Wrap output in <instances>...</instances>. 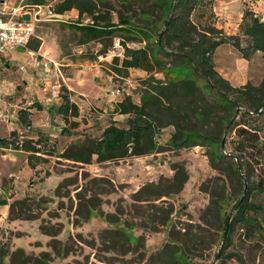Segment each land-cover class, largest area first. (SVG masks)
I'll return each instance as SVG.
<instances>
[{"label":"rangeland","instance_id":"rangeland-1","mask_svg":"<svg viewBox=\"0 0 264 264\" xmlns=\"http://www.w3.org/2000/svg\"><path fill=\"white\" fill-rule=\"evenodd\" d=\"M27 1L29 0H0V5L4 3L7 6H20L38 14L33 20L34 33L25 46L28 56L22 50L13 51L17 55L22 54L23 59L11 62L12 68L9 67L0 74V100L21 105L26 99L23 96L22 81L25 74H18L12 69H19V65L28 66L26 57L31 62L38 59L48 61L45 58L50 54L48 51L53 53L55 45H58L61 53L67 54V61L99 64L105 74L110 76V80L105 82L107 81V88L114 91L111 93L112 97L122 98L128 93L139 102L149 78L138 68L127 69L122 74L113 70L112 55L123 54V46L117 36L103 37V42L107 43L105 49L95 39L81 43L82 35L70 26L77 18L75 12L66 11L64 15L54 16L47 12V5L58 0H44L42 4ZM126 1L129 3L123 4L124 0H104V7L111 9L114 20L117 11L129 12L135 23L143 22L139 18L141 16L158 18L155 20L157 23L152 26L155 31L161 27L162 20L158 17L160 11L153 3L154 0ZM144 10H150L151 13L148 16L140 14ZM244 11L264 20V0H212V13L206 17L208 23L215 26L214 37L225 39L215 47L212 61L219 75L231 86L225 88L224 92L233 104L227 106L217 92L210 91L207 95L216 101L215 104H204L207 116L203 126L199 127L194 115H190L195 122L189 124L191 129L204 133L218 132L219 129L222 131V151L225 153H235L234 129L237 125L256 127L258 133L264 136L261 97L252 95L253 98H247L245 93L248 85H257L261 80L264 74V57L260 50H254L249 57H244L235 43L237 40L240 47L247 45L248 38L241 31ZM124 40L129 47L144 45V41L136 38L129 40L124 37ZM40 43L42 46L39 49ZM35 45L38 47L32 49ZM41 63L39 62V66L44 67ZM50 63L54 65L49 60L47 67ZM167 71L173 79L191 76L204 87L206 78L199 71L198 75L191 74L188 65L170 66ZM75 72L73 78L77 80L79 73L77 70ZM92 75L85 76L87 82L84 78V84L88 88L103 83L98 74L97 80L92 79ZM153 75L164 79L162 72H153ZM107 77L106 75L105 79ZM61 86L69 94L70 91L64 85L58 87L59 91ZM207 91L209 89L206 88ZM179 97L174 100H179ZM112 101L111 106H107L105 110L102 106L89 108V115L83 113L76 117L70 112L64 114V136H49L46 143L41 144L48 158L46 157L47 160L39 171L45 176L53 175V180L46 184L38 182V174L33 170L22 166L25 153L16 150L24 147V142L17 143L18 139L24 141L22 133L11 134L10 131L5 136V141H0L1 152L18 155L14 158V171L18 178L11 177L4 181V185H0V263H9V252L20 245L29 254L26 264H174L166 251L171 240L167 228L172 224L171 229L180 239L175 242L187 253L188 261L192 264L218 263L215 253L222 245V212L230 209L233 199L242 188L241 179L232 162L226 160L220 164L221 168L218 170L211 166L205 146L196 144L189 147H171L168 140L174 131L173 125L162 126L154 133V140L161 149L159 151L103 161H97L93 155L88 163L61 155L69 144L87 136H100L105 124L113 122L118 126L127 125V119L131 116L117 115L118 112L115 113L113 109L116 102ZM7 107L15 114L17 106ZM226 113L232 117L227 128L223 129V124H217L218 116ZM231 158L236 161L235 156ZM241 160L244 162L245 158ZM174 162L181 163L187 171V179L180 190L156 199L132 198V193L149 181L159 182L163 188L170 185ZM239 168L243 172V164ZM30 171L32 173L28 175ZM30 187L33 189H29ZM224 193L228 195L229 202L220 207L215 200ZM142 195L150 197L148 193ZM24 196L29 199L23 204L14 202ZM161 199L171 201L174 210L166 225L153 230L155 224L149 223L147 217L159 214V208L166 204ZM11 203L14 204L9 214ZM3 210L5 213L3 212L2 219ZM15 215L20 217L14 218ZM40 223L55 234L41 232ZM119 231H123L128 238L125 239ZM238 232L233 233L226 251L238 254L245 264H264V239L248 237ZM170 245L178 247L172 241ZM229 264H238V260L233 257L229 259Z\"/></svg>","mask_w":264,"mask_h":264},{"label":"trees","instance_id":"trees-1","mask_svg":"<svg viewBox=\"0 0 264 264\" xmlns=\"http://www.w3.org/2000/svg\"><path fill=\"white\" fill-rule=\"evenodd\" d=\"M27 2L42 4L44 0ZM127 2L124 0L123 4ZM153 3L158 7L160 11L158 17L160 16L162 20V25L157 28V31L153 29L152 24H156L155 20L158 18L149 19L141 16L139 18L143 22L135 23L129 12L117 11L114 20L111 9L104 7V0H58L52 3L51 11L54 14H62L71 8L77 10V18L70 26L82 35L81 43L95 39L100 42L102 49H105L107 43L103 42L104 36H117L121 40L123 54H114L111 57L115 72L122 74L129 67H134L143 70L149 78L139 102L135 101L131 94L126 93L113 107L116 112L131 116L127 119L126 126H118L110 122L102 129L100 136H87L76 143L69 144L61 155L88 163L91 162L93 155L96 156L97 161H103L159 151L161 149L154 140V133L162 126L173 125L174 131L168 140L171 147H189L198 144L207 148L213 168L219 170L220 164L226 160L235 165L242 188L233 199L230 209L222 212L220 230L222 245L215 256L218 260L217 264H229V259L233 257L238 260V264H245L238 254L226 251V248L235 231L248 237L257 236L264 239V136L258 133L256 127L237 125L234 129L235 153H225L222 151L224 138L222 133L220 134L222 132L220 129L218 132L204 133L189 127V124L193 122L190 115H194L199 127L203 126L207 116L204 104L211 105L216 101L207 95L210 91L217 92L227 106L233 104L224 92L225 88H231V86L219 75L212 61L215 47L225 39L214 37L215 26L208 23L206 16L212 13V0H154ZM141 13L148 16L151 11L144 10L140 11ZM242 20L241 31L245 33L248 41L245 47H240L237 40L236 45L241 49L244 57H249L254 50H260L264 57V20H259L247 11L243 12ZM124 37L129 40L136 38L138 41H144V45L129 47ZM37 47L38 45H35L32 49ZM174 65H188L191 68V74L195 75H198L197 71H199L206 78L204 87L191 76L173 79L167 69ZM153 72H162L164 79L155 77ZM248 87L247 91H244L247 98L249 96L253 98L252 95L260 96V105L264 110V74L257 85L250 84ZM206 88L209 91L206 92ZM63 90L65 87L61 86L59 94L62 101L58 104L57 110L63 114L69 111L72 116H76L77 106L70 101L68 93ZM178 96H180L179 100H174ZM231 117L232 115L228 116V113L220 115L217 124H223L225 129ZM72 123L74 124V121ZM24 148L29 151L26 158L31 167L47 160L46 157L36 153L42 152L40 146L24 141ZM232 156L236 157V161H233ZM243 157L244 162L241 160ZM242 164L243 172L239 168ZM172 168L174 173L169 180L170 185L163 188L159 182L149 181L135 190L132 198L134 200L156 199L180 190L187 179V171L179 162L172 163ZM143 193L150 194V197L143 196ZM28 199L29 197L24 196L21 199H15L14 202L23 204ZM228 199V195L224 193L217 197L215 202L221 207L228 204ZM161 201L166 204L159 208V214L147 217L149 223L155 224L152 227L153 230L166 225L174 210L171 201L167 199H161ZM13 204H10L9 214ZM16 217L20 216L15 215L14 218ZM172 225L167 228L171 240L166 251L170 260L174 264H192L188 261L187 253L175 242L180 239L171 229ZM39 228L45 234H55L42 223L39 224ZM119 232L125 234L123 231ZM126 238L128 237L125 236ZM171 241L178 247L174 248L170 245ZM28 258L29 254L22 247H15L9 252V263L6 264H26Z\"/></svg>","mask_w":264,"mask_h":264},{"label":"crops","instance_id":"crops-1","mask_svg":"<svg viewBox=\"0 0 264 264\" xmlns=\"http://www.w3.org/2000/svg\"><path fill=\"white\" fill-rule=\"evenodd\" d=\"M8 7L11 8L14 6ZM66 11L75 12V15H77V10L75 8H71L70 10ZM64 12L61 15H64ZM38 37L42 39L41 36ZM41 46L42 43L39 44L38 48L40 49ZM15 50H22L24 54L28 56V50L26 47L23 49L16 47L1 54L0 74H3V72L8 70L9 67L12 68L11 62H17L19 59H23L22 54L17 55L16 53H12ZM48 52L50 53L48 58L51 59L54 65L50 63L49 67H41L39 66V62L42 61L41 59L31 62V60L26 57L28 66L24 67L23 65H19V69H12L13 72L17 71L18 74H25L22 78L24 90L23 96H26L24 102L21 105H17L0 100V141H5V136L10 131L11 134H14L15 132L16 134L22 133V136L25 138L24 141L34 144L35 146H40L42 152L36 153L44 157H47V154L44 153V149H42L41 144L46 143V139H48L49 136H64L65 132V129L62 127L64 124V114L57 110L58 104L62 101L58 88L60 85L66 86V88L70 91L68 97L70 101H73L76 104L78 116L83 115V113L89 115V108L94 109L95 107L102 106L105 110L107 106H111V100H113L112 102H117L121 99V97L114 98L111 96L112 92H110V90L107 88V81L105 82V80H110V76L105 74L104 70L99 66V64L95 62L84 63L77 60H75L76 62L74 60L67 61V54L61 53L58 45H55L53 53L51 50ZM84 67H89V69ZM128 69L134 70L137 68L129 67ZM75 70H77L79 73V78H76L77 80H74L73 78V74L76 73ZM140 71L143 70L140 69ZM91 74H93L92 79L94 80L99 79L96 75L98 74V76L102 78L103 83L101 85L98 84L95 87L93 85L92 88H88L84 84V78L87 82L85 76ZM106 75L108 77L105 79ZM88 91L89 95H87ZM9 105L17 106L15 114L11 113L9 107H7ZM119 114L120 113L117 115ZM108 124H105L104 127ZM16 150L22 152L23 154L25 153L23 156L22 166L23 168L26 167L27 169L33 170L34 173L38 174V182H43V184H46L48 181L53 180V175L45 176L42 171H39L40 168H42L43 163H45L44 161L38 162L34 167H31L28 164L26 158V155L29 153V151L24 147L18 148ZM17 156L0 151V185H4V181L6 179L11 177L15 179V176H17L14 171L16 167L14 158ZM31 173L32 172L30 171L28 175ZM16 178H18V176ZM29 189H33V187H30ZM4 210L1 212L2 219L5 213ZM16 247H22L24 249V246L17 245Z\"/></svg>","mask_w":264,"mask_h":264},{"label":"built area","instance_id":"built-area-1","mask_svg":"<svg viewBox=\"0 0 264 264\" xmlns=\"http://www.w3.org/2000/svg\"><path fill=\"white\" fill-rule=\"evenodd\" d=\"M52 2L47 5V12L54 14L51 11ZM23 12H30L27 8L14 6L9 8L6 4L0 5V55L8 52L16 47L23 46L31 39L34 33L35 13L30 12V20H23L20 15ZM60 15V14H59ZM47 60H51L48 57ZM48 61H41L43 66L48 65ZM127 83V82H126ZM110 92H114L110 90ZM23 140L18 139L17 143L22 144Z\"/></svg>","mask_w":264,"mask_h":264},{"label":"water","instance_id":"water-1","mask_svg":"<svg viewBox=\"0 0 264 264\" xmlns=\"http://www.w3.org/2000/svg\"><path fill=\"white\" fill-rule=\"evenodd\" d=\"M20 17L23 20L28 21V20H30V12H23V13H21ZM37 17H38V14H35V18H37ZM18 48L23 49L24 47L23 46H19Z\"/></svg>","mask_w":264,"mask_h":264}]
</instances>
